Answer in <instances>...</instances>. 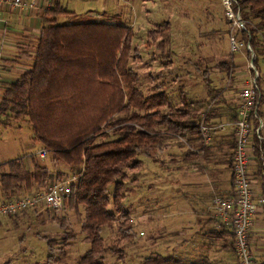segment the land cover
Wrapping results in <instances>:
<instances>
[{
    "label": "trees",
    "instance_id": "trees-1",
    "mask_svg": "<svg viewBox=\"0 0 264 264\" xmlns=\"http://www.w3.org/2000/svg\"><path fill=\"white\" fill-rule=\"evenodd\" d=\"M230 9L243 23V28H235L233 39L239 38L245 48H251L246 55L249 61L251 54L255 57L252 64L259 74L256 81L259 84V62L264 59V0H232ZM224 14L229 26L233 24L225 11ZM60 17L71 20L59 22ZM40 18L33 66L3 87L0 117L27 123L35 141L51 152L54 163L79 168L64 205L84 209L83 241L89 244V249L80 258V264H104L107 252L122 259L124 250L107 249L102 233L116 224L114 244L118 246L134 237L133 220L124 201L143 168L137 157L150 155L165 138L173 135L193 137L200 148L199 110L220 97V89L210 86L205 71L202 74L208 101H190L181 91L177 106L159 87L145 94L140 76L129 67L130 59L138 58L132 43L134 30L122 24L119 17L107 22L80 19L67 11L60 0H53L52 8ZM152 35L157 36L152 42H157V49L164 55L161 57L169 58L171 24L164 22L160 31H148V40ZM233 66L229 61L216 65L219 72L229 77ZM261 93L260 105L264 101L263 89ZM213 113L214 109L206 112L207 122L214 118ZM233 114L234 122L237 115ZM258 117L261 118L259 114ZM253 121L256 128L257 119ZM7 122L0 119L3 126H8ZM252 144L255 164L251 172L264 186L259 152L264 141L259 143L253 136ZM233 149L234 142L232 154L226 157L230 172ZM208 151L205 147L199 152ZM186 154L188 159L194 155L190 151ZM27 158L32 164L30 169L23 159L0 165V189L6 199L20 191L32 194L55 180H66L63 173L53 174L38 165L34 155ZM129 176H133L131 180ZM140 264L182 263L171 256L150 254Z\"/></svg>",
    "mask_w": 264,
    "mask_h": 264
},
{
    "label": "rangeland",
    "instance_id": "rangeland-1",
    "mask_svg": "<svg viewBox=\"0 0 264 264\" xmlns=\"http://www.w3.org/2000/svg\"><path fill=\"white\" fill-rule=\"evenodd\" d=\"M61 3L67 11L75 13L80 19L107 22L110 18L106 20L103 16H119L120 22L132 28L135 33L132 43L138 58L130 59L129 67L140 76L141 89L145 94H150L155 87H159L177 106L180 104L181 91L185 92L191 101H204L208 98L202 74L205 71L210 86L224 92L233 80L219 72L216 67L222 61H229L234 65L233 68L239 71L244 68L241 70L243 73L246 70L247 62L243 57L246 50L239 38L233 39L235 28L238 26L234 23L229 26L226 22L224 0H127V3L120 0H61ZM70 20L60 17L58 21ZM164 22L171 24V42L168 48L171 55L166 59L161 57L164 55L157 49V42H152L157 36L152 35L149 40L147 38L148 31H160ZM37 23L41 26L42 20H37ZM3 27L7 33L0 32V42L6 41L11 29L19 34L15 35L16 42L13 40L8 48H5L6 43L0 44L1 63L13 66L30 61L39 33H27L24 27L14 21L5 22ZM231 39L240 47L239 51L231 53ZM259 64L261 67L259 85L264 93V59H260ZM234 87L231 86L229 90L235 94ZM259 115L264 123V101L259 108ZM0 119L8 121V126L0 123V165L23 159L30 169L32 164L27 157L34 155L33 153L41 148L34 142L31 128L23 121H14L12 117L10 120L8 116H2ZM52 157L53 155L49 154L40 162V166L47 167L53 174L63 173L66 179H76L79 168L56 164ZM137 159L142 160L147 168L151 163L150 157L143 156ZM166 175L168 182L175 179L169 171ZM131 177L133 176H129V180ZM177 179L179 181L178 177ZM174 187L175 182H171L169 188L173 190ZM110 188L112 190V186ZM44 189H37L31 193ZM136 191L141 190L136 187ZM130 193L127 194L124 205L128 211L133 212L130 207L132 197ZM23 195L28 194L20 191L16 197ZM134 199L135 197L132 198V202ZM149 202L152 208L153 205L150 200ZM138 206L142 209L144 205ZM191 207L190 203H187L184 210L190 211ZM84 217L82 207L74 210L67 204L58 215L40 205L14 217L1 218L0 264H80V258L89 249V244L83 241ZM116 227L115 224L110 229H104L102 233L104 246L107 249H123L124 257L119 259L118 255L107 252L104 255V264H140L150 255L153 251L151 248L155 245L141 234L144 229L137 224L134 225V237L121 242L119 246L115 245ZM172 250L165 253L155 252L167 257L172 256Z\"/></svg>",
    "mask_w": 264,
    "mask_h": 264
},
{
    "label": "crops",
    "instance_id": "crops-1",
    "mask_svg": "<svg viewBox=\"0 0 264 264\" xmlns=\"http://www.w3.org/2000/svg\"><path fill=\"white\" fill-rule=\"evenodd\" d=\"M103 18L108 20L112 16H103ZM3 19L5 22L19 23L27 33L35 32L40 35L41 26L37 23V20H41L40 17L28 13H5ZM3 25L4 23L0 22L1 33L6 32L3 30ZM9 32L6 41L0 42L2 45L6 43L5 48H8L9 43L12 44L13 40H16L15 35L19 34L13 29ZM31 54L29 53V55ZM243 57L246 60V55ZM33 61L34 53L30 61L22 62L23 64L7 66L0 60L1 96L5 85L14 82L31 70ZM242 69L239 71L234 68L233 75L235 77L232 75L233 82L230 86L224 92L220 89V97L211 100L207 108L199 110L202 115L214 101L209 108V110L214 109V118L208 124L226 125L223 130H216L211 134V141L207 146L208 152L192 153L194 155L188 159L186 153L189 151L176 138L168 136L155 151L144 156L151 158L148 168L141 160L143 171L137 173L138 182L129 191V193L134 191L133 194L130 193L132 194L130 207L133 212L129 211V213L133 224L143 227L144 232L141 234L155 245L151 248L153 251L150 254L160 255L155 251L165 253L173 248L171 257L178 259L182 264H237L230 230L221 233L223 230L215 228L211 200L215 197L228 198L232 194V175L226 164V157L232 154L234 137L230 124L233 122L231 121L234 117L233 113H236L237 88L239 89L240 82L242 83L246 77V70L243 73ZM231 86H235V94L229 90ZM189 100L191 101V99ZM204 101H208V98ZM262 133L264 134V127ZM186 139L191 146L196 148L195 138L186 136ZM34 142L40 145L35 139ZM40 147V149L43 148L41 145ZM36 162L40 165L42 160L36 159ZM254 164L255 161L252 162L251 170ZM167 171L171 173V176H175V179L171 181L175 182L173 190L169 188L171 182H168L166 178ZM177 177L179 181H177ZM136 187L141 191L137 192ZM263 190L264 186L254 177L253 195L254 201L257 203V213L250 230V246L256 264L264 262ZM133 197L135 199L132 202ZM8 200L10 199H6L0 189V203ZM149 200L153 205L152 208L149 206ZM187 203L192 206L190 211L184 210ZM139 204L144 205L142 209L139 208Z\"/></svg>",
    "mask_w": 264,
    "mask_h": 264
},
{
    "label": "built area",
    "instance_id": "built-area-1",
    "mask_svg": "<svg viewBox=\"0 0 264 264\" xmlns=\"http://www.w3.org/2000/svg\"><path fill=\"white\" fill-rule=\"evenodd\" d=\"M120 1L127 3V0ZM231 2L232 0H224L226 16L228 19L233 20L235 25L243 28V23L239 20V17H234L231 12ZM52 5L53 0H0V22L5 23L3 19L5 13H28L36 17H42L52 8ZM239 50L240 47L231 39V53ZM245 50L251 53L249 46ZM250 57L251 61L247 59L246 55V77L238 89L237 119L230 124L234 137V149L231 159L232 194L228 198L215 197L211 200L215 228L217 230H230L237 264H255L250 246V230L254 216L257 213V203L254 201L253 195L254 176L251 172L252 162L255 161L252 137L254 136L259 143L264 141L262 137L264 123L258 117L262 89L256 82L259 74L252 64L255 57L253 54ZM231 76L232 74H230ZM213 103L214 101L210 103L198 122L200 148L191 146L186 137L173 135L179 143L192 153H198L201 149L207 147L211 141V134L226 127V125H209L206 121L205 114ZM254 119H257L258 122L256 128L254 127ZM259 152L264 167V146L259 148ZM49 154H51L49 150L40 149L34 156L38 160H44ZM74 180L73 178L58 182L54 181L44 190L0 203V219L35 209L40 205L45 206L57 215L60 214L63 210L64 201L70 194L71 183Z\"/></svg>",
    "mask_w": 264,
    "mask_h": 264
}]
</instances>
